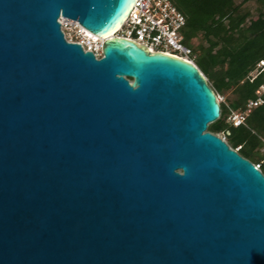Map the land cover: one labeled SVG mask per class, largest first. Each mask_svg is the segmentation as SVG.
I'll list each match as a JSON object with an SVG mask.
<instances>
[{
  "label": "water",
  "instance_id": "1",
  "mask_svg": "<svg viewBox=\"0 0 264 264\" xmlns=\"http://www.w3.org/2000/svg\"><path fill=\"white\" fill-rule=\"evenodd\" d=\"M135 2L0 0V264H264V175L194 64L112 36Z\"/></svg>",
  "mask_w": 264,
  "mask_h": 264
},
{
  "label": "trees",
  "instance_id": "2",
  "mask_svg": "<svg viewBox=\"0 0 264 264\" xmlns=\"http://www.w3.org/2000/svg\"><path fill=\"white\" fill-rule=\"evenodd\" d=\"M171 1L185 17L182 44L194 65L215 94L229 95L228 104L219 103V119L208 131L223 135L231 149L258 164L264 175V95L244 124L234 127L226 121L229 111L243 112L264 87V0Z\"/></svg>",
  "mask_w": 264,
  "mask_h": 264
},
{
  "label": "built area",
  "instance_id": "3",
  "mask_svg": "<svg viewBox=\"0 0 264 264\" xmlns=\"http://www.w3.org/2000/svg\"><path fill=\"white\" fill-rule=\"evenodd\" d=\"M61 31L69 43L78 44L84 52H90L96 59L101 58L105 39L92 37L77 22L60 18ZM185 17L171 0H136L128 18L112 36L134 42L150 53H163L193 63L191 51L182 44L181 29ZM263 63H260L262 66ZM256 99L246 104L243 112L230 111L229 123L234 127L244 124L250 111L261 105L264 87L256 92ZM217 102L220 100L216 97ZM224 140L223 138H221ZM225 141V140H224ZM237 152V149L235 150ZM254 168L260 171L259 165Z\"/></svg>",
  "mask_w": 264,
  "mask_h": 264
},
{
  "label": "rangeland",
  "instance_id": "4",
  "mask_svg": "<svg viewBox=\"0 0 264 264\" xmlns=\"http://www.w3.org/2000/svg\"><path fill=\"white\" fill-rule=\"evenodd\" d=\"M206 79V78H205ZM206 81H207V79H206ZM208 83V82H207ZM209 85V84H208ZM216 95V97H218V99L220 100V102L219 103H223V104H228V102H227V98H229V95L227 94V93H225V94H223V95H217V94H215ZM229 113H230V111L228 112V114H227V118H226V121L227 122H229L230 121V119H229ZM218 137H220V138H223L224 139V137H223V135H217ZM262 151H264V150H261V152Z\"/></svg>",
  "mask_w": 264,
  "mask_h": 264
},
{
  "label": "bare ground",
  "instance_id": "5",
  "mask_svg": "<svg viewBox=\"0 0 264 264\" xmlns=\"http://www.w3.org/2000/svg\"><path fill=\"white\" fill-rule=\"evenodd\" d=\"M64 19V18H63ZM60 20V19H59ZM88 32V31H87ZM89 33V32H88ZM90 36L95 37L93 34L89 33Z\"/></svg>",
  "mask_w": 264,
  "mask_h": 264
}]
</instances>
